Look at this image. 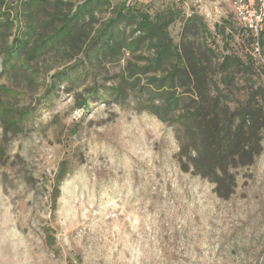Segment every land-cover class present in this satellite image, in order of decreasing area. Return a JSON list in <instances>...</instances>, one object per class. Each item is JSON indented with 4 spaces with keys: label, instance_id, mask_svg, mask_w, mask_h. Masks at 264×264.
<instances>
[{
    "label": "rangeland",
    "instance_id": "rangeland-1",
    "mask_svg": "<svg viewBox=\"0 0 264 264\" xmlns=\"http://www.w3.org/2000/svg\"><path fill=\"white\" fill-rule=\"evenodd\" d=\"M20 1L0 7L15 23L10 40L26 29ZM121 2L196 10L212 29L225 25L217 45L251 51L256 88L264 87V30L259 46L231 32L229 24L239 27L232 0H109L98 17ZM182 23L170 27L176 41ZM74 64L73 80L50 88L51 75ZM32 65L39 74L27 87L23 72H6L0 56V85L18 91L3 96L33 112L7 137L0 119V264H264V139L224 199L214 183L181 170L173 127L136 111L133 100L89 93L113 85L123 61L98 70L83 56L51 53Z\"/></svg>",
    "mask_w": 264,
    "mask_h": 264
},
{
    "label": "trees",
    "instance_id": "trees-1",
    "mask_svg": "<svg viewBox=\"0 0 264 264\" xmlns=\"http://www.w3.org/2000/svg\"><path fill=\"white\" fill-rule=\"evenodd\" d=\"M6 3L0 0V7ZM108 3L21 0L17 14L25 18L26 29L12 40L14 20L10 11L1 8L0 56L5 71L23 72L28 87L39 74L32 63L47 54L64 61L83 56L98 70L123 61L113 85L89 93L106 94L117 104L133 100L136 111L173 127L181 170L208 179L219 197L230 198L237 186V170L254 164L263 150L264 87L256 88L254 55L221 49L216 37L218 32L227 34L226 26L216 23L212 29L196 10L184 15L171 6L151 12L141 4L121 2L101 20L97 11ZM179 19L183 23L176 41L170 27ZM238 25L228 28L238 30L249 43H260L263 32L257 40L247 27ZM76 68L79 64L51 75L50 88L72 81ZM16 93L15 88L0 85V119L6 137L22 132L24 119L33 114L3 96ZM87 104L84 99L80 107ZM65 175L61 169L58 184Z\"/></svg>",
    "mask_w": 264,
    "mask_h": 264
},
{
    "label": "built area",
    "instance_id": "built-area-1",
    "mask_svg": "<svg viewBox=\"0 0 264 264\" xmlns=\"http://www.w3.org/2000/svg\"><path fill=\"white\" fill-rule=\"evenodd\" d=\"M231 6L238 23L258 40L264 30V0H232ZM256 45L259 46L258 41Z\"/></svg>",
    "mask_w": 264,
    "mask_h": 264
}]
</instances>
